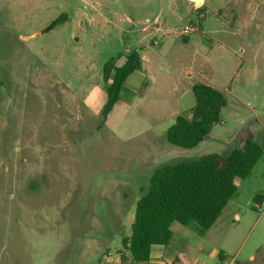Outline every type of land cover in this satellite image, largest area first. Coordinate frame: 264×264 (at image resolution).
<instances>
[{
	"label": "rangeland",
	"instance_id": "1",
	"mask_svg": "<svg viewBox=\"0 0 264 264\" xmlns=\"http://www.w3.org/2000/svg\"><path fill=\"white\" fill-rule=\"evenodd\" d=\"M133 50L166 92L135 71L102 124L103 65ZM196 82L227 106L183 149L165 133ZM247 140L264 145V0H0V264H130L121 243L151 175ZM237 190L204 236L178 225V264H264V156Z\"/></svg>",
	"mask_w": 264,
	"mask_h": 264
},
{
	"label": "trees",
	"instance_id": "2",
	"mask_svg": "<svg viewBox=\"0 0 264 264\" xmlns=\"http://www.w3.org/2000/svg\"><path fill=\"white\" fill-rule=\"evenodd\" d=\"M62 22V16L56 18L46 31ZM121 58L123 63L117 65ZM141 69L142 55L137 50L118 53L103 65L106 100L101 110L102 124L119 102L126 79ZM191 91L195 102L189 115L177 114L165 133L170 145L183 149L201 143L213 126L221 123V111L227 106L225 95L205 83H194ZM262 156L264 145L247 140L227 155L207 154L158 168L149 178L146 193L135 204L130 235L121 243V261H126L127 253L130 264H146L153 246H168L172 241L173 222L204 236L237 193V181L248 177ZM254 201L260 204L262 196L257 195Z\"/></svg>",
	"mask_w": 264,
	"mask_h": 264
},
{
	"label": "crops",
	"instance_id": "3",
	"mask_svg": "<svg viewBox=\"0 0 264 264\" xmlns=\"http://www.w3.org/2000/svg\"><path fill=\"white\" fill-rule=\"evenodd\" d=\"M124 61V59H123ZM156 62L153 58L150 56H143L142 55V73L146 76V83H145V88L147 90H153V92L158 91L157 88L159 87V92L160 94H165V86L162 82L159 83L157 78L155 77L153 70L156 68ZM155 90V91H154ZM140 98H144V96H140ZM163 104L165 103L164 101L162 102ZM160 105V103H158ZM165 105V104H164ZM177 115V114H176ZM176 117V116H175ZM246 179V178H245ZM242 179V180H245ZM239 190V189H238ZM238 190L237 193L231 198V200L228 202L224 210L222 211L221 215L218 217L217 221H219L222 216L225 215V213H233L235 212L239 206H240V198L238 196ZM250 197L247 196L246 199V204L245 206L250 205ZM235 219H239V215L237 213L234 214ZM133 219V217H132ZM216 221V222H217ZM132 223V221H131ZM179 223L173 222L171 224V232L172 235H174L176 232L181 231V226H178ZM215 225V224H214ZM131 227V226H130ZM173 238V236H172ZM200 251H202L201 248H199ZM128 255V254H127ZM180 256H183L182 252L180 251L179 255H176L174 252V249L169 248V246H153L151 249V256L149 261L146 264H178L180 262ZM130 257V256H129ZM250 260H253V257H250ZM225 261V258L221 260V264Z\"/></svg>",
	"mask_w": 264,
	"mask_h": 264
},
{
	"label": "built area",
	"instance_id": "4",
	"mask_svg": "<svg viewBox=\"0 0 264 264\" xmlns=\"http://www.w3.org/2000/svg\"><path fill=\"white\" fill-rule=\"evenodd\" d=\"M222 264H238L236 257H231L225 260Z\"/></svg>",
	"mask_w": 264,
	"mask_h": 264
}]
</instances>
